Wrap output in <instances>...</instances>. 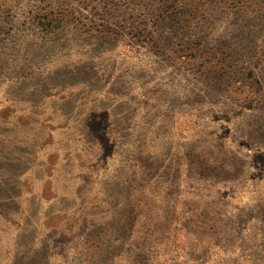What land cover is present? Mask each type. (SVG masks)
<instances>
[{
    "label": "rangeland",
    "instance_id": "1",
    "mask_svg": "<svg viewBox=\"0 0 264 264\" xmlns=\"http://www.w3.org/2000/svg\"><path fill=\"white\" fill-rule=\"evenodd\" d=\"M188 2L0 0V264H264V0Z\"/></svg>",
    "mask_w": 264,
    "mask_h": 264
},
{
    "label": "trees",
    "instance_id": "2",
    "mask_svg": "<svg viewBox=\"0 0 264 264\" xmlns=\"http://www.w3.org/2000/svg\"><path fill=\"white\" fill-rule=\"evenodd\" d=\"M162 8L170 10L176 3L188 2L186 0H159ZM211 0H190L191 7L195 10L207 6ZM70 13L66 10L55 9L48 12L41 20L37 22L38 28L42 34H53L60 30L63 25L68 21ZM2 18V5L0 3V21ZM199 43L188 46L182 55L187 59H193L198 65L201 66L203 57L200 53Z\"/></svg>",
    "mask_w": 264,
    "mask_h": 264
}]
</instances>
